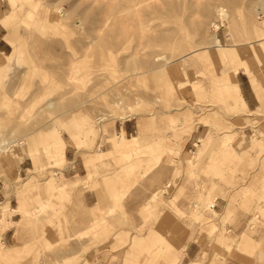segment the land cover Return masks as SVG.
Returning <instances> with one entry per match:
<instances>
[{
    "label": "rangeland",
    "instance_id": "obj_1",
    "mask_svg": "<svg viewBox=\"0 0 264 264\" xmlns=\"http://www.w3.org/2000/svg\"><path fill=\"white\" fill-rule=\"evenodd\" d=\"M0 12V264H264V0Z\"/></svg>",
    "mask_w": 264,
    "mask_h": 264
},
{
    "label": "crops",
    "instance_id": "obj_2",
    "mask_svg": "<svg viewBox=\"0 0 264 264\" xmlns=\"http://www.w3.org/2000/svg\"><path fill=\"white\" fill-rule=\"evenodd\" d=\"M233 81L235 82L236 91H237V94L239 95L238 97L240 99L239 101H240V104H241L242 108H244L246 111H252L253 108H255L256 104H257L256 103L257 100H256L255 96L249 91V89L244 87L242 82L236 80V73L234 75V80ZM140 135H141V133L136 134V135L131 136V137H125L124 135H121V136L126 138V139H131V138L138 139L140 137ZM63 157H64V152H63ZM64 161H66L65 158H64ZM28 170H30V169H28ZM217 201L218 200L216 199V202ZM3 206H4L3 208H5L7 210V207H6L5 203H3ZM11 211L13 212L15 210L12 208ZM8 224H11V223L8 222ZM7 230L9 231V229H7ZM7 230L4 231V234L2 236V240L3 241L6 239V236H8V233H7L8 231ZM184 246L182 248H184ZM189 254H193V250L191 249L190 244L186 245V247H185V255L188 256Z\"/></svg>",
    "mask_w": 264,
    "mask_h": 264
},
{
    "label": "bare ground",
    "instance_id": "obj_3",
    "mask_svg": "<svg viewBox=\"0 0 264 264\" xmlns=\"http://www.w3.org/2000/svg\"><path fill=\"white\" fill-rule=\"evenodd\" d=\"M130 2H131V1H130ZM0 15H1V12H0ZM214 41H215V42H217V38H216V37H215ZM216 44H217V43H216ZM218 44H219V43H218ZM219 46H220V48H222V47H223V46H222V45H220V44H219ZM1 148H2V147H0V149H1Z\"/></svg>",
    "mask_w": 264,
    "mask_h": 264
}]
</instances>
